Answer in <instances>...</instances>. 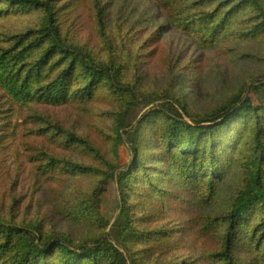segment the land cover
<instances>
[{"label":"rangeland","instance_id":"obj_1","mask_svg":"<svg viewBox=\"0 0 264 264\" xmlns=\"http://www.w3.org/2000/svg\"><path fill=\"white\" fill-rule=\"evenodd\" d=\"M96 3L52 2L61 36L73 52L89 51L98 63L124 66L120 78L124 92L115 93L99 82L88 101L79 92L89 79L79 70L66 102L16 104L0 90V219L20 226L34 224L76 244L91 246L104 239L122 252L127 264L133 259L139 264H222L212 257L223 244V229L214 228V221L228 214L244 186L241 164L248 165L252 151L240 150L248 133L250 140L255 135L248 130L254 116L248 112L220 130L217 143L225 145L222 156L229 169L213 185H204L199 174L183 178L170 170L174 161H167L169 144L164 138L171 129L165 115L143 130L140 123L157 108L191 125L210 120L241 91L255 106L264 104L260 8L242 0H189L169 6L158 0H101L108 45L98 28ZM19 10L0 17V37L41 24L39 10ZM211 15L214 20L209 23ZM172 97H179L183 106ZM129 104L125 125L132 127L123 128L119 137L117 114ZM72 134L82 143L67 142ZM181 134L188 143L189 135ZM134 140L141 144L143 169L132 171ZM36 158L43 159L42 169ZM50 158L60 164L45 173ZM67 165L76 167L66 172ZM130 170L131 176L122 182L121 174ZM122 188L130 194L132 215L140 217L136 235L120 228ZM260 220L256 217L249 230ZM210 222L214 225L208 228ZM155 229L179 231L162 244L137 238ZM245 237L242 233L235 246L236 262L264 264V249ZM49 261L65 264L60 254Z\"/></svg>","mask_w":264,"mask_h":264},{"label":"trees","instance_id":"obj_2","mask_svg":"<svg viewBox=\"0 0 264 264\" xmlns=\"http://www.w3.org/2000/svg\"><path fill=\"white\" fill-rule=\"evenodd\" d=\"M158 1L169 6L189 0ZM242 1L244 4H252L260 8V10L257 9L258 12H261L258 29L263 31L264 0ZM52 2L53 0H0V17L19 13V9H28L29 11L35 9L43 13L41 24L36 28L19 35L4 34L0 37V90L6 92L16 104L44 100L52 104L66 102L79 70L84 78L89 79L88 84L79 92L84 95L86 100L93 99L95 88L99 82L109 85L110 90L115 93H123L120 78H122L124 66L116 64L115 61H111L109 64L98 63L89 51L73 52L61 36L60 24L57 21L55 6ZM96 2L98 28L105 42L110 45L105 7L101 0H96ZM6 3L8 6L3 8L2 4ZM16 8L17 10H11ZM210 17L209 23H212L214 15ZM195 21L199 20L195 19L194 24L197 23ZM56 57L59 58L56 59ZM47 80L48 82H46ZM172 98L183 106L179 97ZM131 106L129 104L126 109L123 108V112L117 114L116 131L119 137H121L120 131L123 128L132 127V125H125ZM175 112L179 114L178 110ZM248 112L254 116V121L249 123L251 128L248 130L250 129L249 132H253L255 135H252L250 140L248 133L240 150V154L245 149L248 152L252 151L250 157L249 155L247 157L250 158L248 165L241 164L245 171V183L228 214L224 218L214 221V228L223 229V244L221 250L213 254L212 257L217 258V261L222 264H238L234 250L237 242L242 240L240 238L242 233L247 234L252 244L257 243L258 249H264V104L255 106L253 100L250 97L246 98L245 92L241 91L229 103L215 112L210 120L194 122V125H191L187 122H179L170 115V112L157 108L150 111L140 123L143 130L144 126L155 120L157 116L165 115L171 129L168 132L170 134L164 138L169 144L167 161H174L170 163V170H176L183 178H187L192 173L194 176L199 174L204 185H213L221 175L223 176L225 170L229 169L224 167L223 162L222 152L225 145L217 143L218 137L222 133L220 130L233 121L244 118ZM181 133L189 135L188 143L182 141ZM135 135L136 131L134 134L132 133V136ZM69 137L71 138L67 142L82 143L75 134ZM140 147L141 144L135 141L132 148L135 155L132 171L136 168L143 169L139 164ZM2 149L0 140V151ZM43 156L45 157V155ZM50 159L52 161L43 168L45 173L48 168L55 169L58 167L57 164H60L53 158ZM180 161L182 164L176 166L175 163ZM34 162H38V168L42 169L44 163L42 158H36ZM74 167L76 166L67 165L65 171L71 172L70 169ZM132 171L122 173L120 180L125 183ZM122 191L119 217L123 223L120 228H125L126 233L130 236L136 235L135 223L140 217L132 215L131 211L134 206L130 205V194L123 188ZM259 216L261 217L259 223L249 230V227L253 226L254 219ZM214 223L210 222L208 228L213 227ZM179 230L183 231L182 228ZM179 230H170L169 233H164L155 229L138 235L137 238L162 244L166 239H172L175 232ZM247 237H245L246 240ZM55 254H60L65 264H74L77 261H88L90 264H127L122 252L104 239L96 240L91 246L83 243L76 244L68 239L49 235L34 224L20 226L18 223L8 224L0 219V264H51L49 259ZM132 264H139V262L133 259Z\"/></svg>","mask_w":264,"mask_h":264}]
</instances>
